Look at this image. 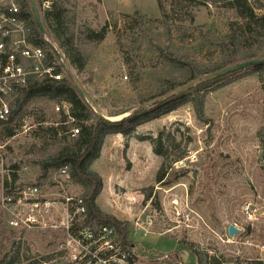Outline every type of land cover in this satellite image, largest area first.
Returning a JSON list of instances; mask_svg holds the SVG:
<instances>
[{
  "label": "rangeland",
  "instance_id": "374dc122",
  "mask_svg": "<svg viewBox=\"0 0 264 264\" xmlns=\"http://www.w3.org/2000/svg\"><path fill=\"white\" fill-rule=\"evenodd\" d=\"M60 1L90 68L87 76L78 75L66 61L68 70L93 108L110 119L120 100H135L182 76L183 70L166 60L163 51L189 55L200 66L220 61L219 45L229 39V23L235 20L233 12L222 8L227 0L202 5L188 1L175 10L173 0ZM91 26L108 27L104 42L85 39ZM46 39L64 55L48 34ZM198 94L204 101L202 120L189 99L129 137H108L93 166L103 179L97 203L124 224L130 245L122 243L116 228L95 221L88 225L86 216H73L70 222L76 203L67 205L66 199H82V189L74 182L57 172L40 180L38 169L25 164L13 172L12 163L56 151L30 148L31 115L45 109L44 102L30 107L14 139L3 135L0 123V264H8L16 254L22 264H90L94 256L109 260L106 264H121L109 259L104 249L85 250L77 243L85 225L113 229L118 251L135 256L134 264H264V221L252 224L241 212L248 203L264 209V72L239 71L210 82ZM53 107L49 114L57 116L59 106ZM161 133L166 158L154 153L150 141ZM182 153L185 158L174 164ZM163 166L171 168L158 182ZM32 185L40 186L41 200L50 204L47 228L13 230L3 200ZM230 226L239 230L234 237ZM183 243L191 244L196 254Z\"/></svg>",
  "mask_w": 264,
  "mask_h": 264
},
{
  "label": "trees",
  "instance_id": "16d2710c",
  "mask_svg": "<svg viewBox=\"0 0 264 264\" xmlns=\"http://www.w3.org/2000/svg\"><path fill=\"white\" fill-rule=\"evenodd\" d=\"M45 1L50 2L48 9H43ZM188 1L202 5L206 4L209 0H173L172 9L175 10L181 4ZM20 2L24 7L29 9L34 19L30 0H20ZM157 2L159 3L160 0H157ZM92 6L96 9L95 5ZM38 8L49 38H52L62 49L66 60L77 74L87 76L90 70L88 66L89 61L76 43V34L67 20L68 11L64 3L60 0H38ZM222 8L233 12L235 20L229 23L231 31L229 39L219 45L223 55L221 60L213 65L200 66L189 55L176 56L169 51H163L166 60L183 70L182 76L165 81L157 90L142 94L135 100H120L119 102L121 103L115 105L116 111H108L110 115L108 117L122 116L134 111L138 107L153 104L148 109L135 113L132 112L133 114L129 118L122 121L111 122L101 117L94 110V106L89 105L82 98L76 86L77 80L69 71L66 72L65 78L59 82L39 80L28 84L21 91L19 97L11 103V112L8 119L0 122L4 125L3 135L8 140L14 139L17 135V129L21 127L20 122H22L30 107L44 102L47 107L45 109H37L36 113H32L31 115L33 126L29 133L32 139L30 148L31 152L38 150L45 151L52 148H56V151L51 154L46 153L44 156L36 159H29L27 162L12 163L13 172L18 171L19 166L25 164L37 168L39 179L41 180L46 178L51 172H58L61 168L67 167L71 181L82 189V201L86 209L87 224L91 225L95 221L101 225L114 227L117 229L122 243L130 245L127 241V234L122 229L124 224L117 218L106 214L97 203L103 191V179L93 170V166L101 158L104 144L108 137L115 135L129 137L140 126L170 114L187 103L189 99L196 109V113L199 116L198 119L202 120L201 115L203 113L204 101L203 97L199 96L198 93L209 87L210 82H216L222 78L210 81L201 87L193 88L183 94L175 95L163 103L158 104V100L168 97L172 93L175 94L176 91L182 90L204 77H209L233 66L264 56V0H227ZM33 30L34 43L38 46L47 47L46 40L38 30L35 19ZM107 33L108 27L106 26L101 27L100 30H95L91 26L86 28L84 37L90 42L101 44L104 42ZM47 49L50 59L59 62V58L50 48L47 47ZM248 69H252L257 73L264 72V63ZM193 91L196 92L197 96H194ZM55 105L61 108L60 112L57 116H51L49 112L52 108L54 109L53 106ZM65 105L68 106L66 111L63 109ZM70 125L71 127L69 128ZM74 128L79 130V135L75 138L70 137L69 134ZM163 140V133L156 139H150L154 146V153L159 157L166 158L167 153L165 152ZM173 142L175 141L173 140ZM184 158V153H182L173 162L174 164L178 163ZM169 168L171 167L163 166L161 168L158 173V182L164 181ZM183 244L193 251L191 244ZM194 253L196 254V252ZM161 258L165 259V257ZM179 259V256H175V260ZM134 260L135 256H132L128 258L126 264H134ZM213 261L216 262L218 260L214 257ZM8 264H22L19 262V254H16ZM218 264L222 263L219 262ZM251 264L263 263L256 262Z\"/></svg>",
  "mask_w": 264,
  "mask_h": 264
},
{
  "label": "built area",
  "instance_id": "2783aa9c",
  "mask_svg": "<svg viewBox=\"0 0 264 264\" xmlns=\"http://www.w3.org/2000/svg\"><path fill=\"white\" fill-rule=\"evenodd\" d=\"M49 7L50 3L45 1L43 9ZM33 22L29 9L24 7L20 0H0V122L8 119L11 103L19 97L28 84L39 80L59 82L69 71L64 55L59 62L50 59L47 49V47L50 48L49 45L43 47L34 43ZM7 100L11 102L6 104ZM67 108V105L63 106L65 111ZM60 109L57 107V112H60ZM69 134L70 137L75 138L79 135V130L74 128ZM57 173L71 181L67 167L61 168ZM3 202L10 214L8 224L11 229L30 231L47 228L46 223L51 207L48 202L41 200L39 185H32L18 193L10 194L4 198ZM74 202L76 210L69 214L70 222H73V216H86V209L81 198L66 199L67 205H72ZM262 208L263 206L248 203L242 207L241 212L247 221L254 224L264 221ZM113 236L114 231L111 228L100 226L93 229V226L85 225L75 240L85 250L89 246H94L97 251L104 249L108 252L109 259L116 258V262L126 264L128 258L133 255L130 252H119ZM94 258L90 264L101 262L106 264L109 261L98 259L97 256Z\"/></svg>",
  "mask_w": 264,
  "mask_h": 264
},
{
  "label": "water",
  "instance_id": "95a60500",
  "mask_svg": "<svg viewBox=\"0 0 264 264\" xmlns=\"http://www.w3.org/2000/svg\"><path fill=\"white\" fill-rule=\"evenodd\" d=\"M31 2V8H32V11H33V15H34V19H35V22H36V25H37V28L38 30L41 32V34L43 35V37L45 38L46 40V43L49 45V47L51 48V50L53 51V53L60 59L62 60L63 56L60 54V52L58 51V49L52 44L50 43V41H48L46 39L47 37V32H46V29L43 25V22H42V17H41V14H40V11H39V8H38V5L36 3V0H30ZM264 63V56L263 57H260L258 59H255V60H252V61H248V62H244V63H241L239 65H236V66H233L231 68H228L220 73H217V74H214V75H211L209 77H206L205 79L193 84V85H189L188 87L178 91L176 94L174 95H171V96H168V97H164L160 100L157 101L158 104L160 103H163L165 101H167L168 99L172 98L173 96L175 95H179V94H183L197 86H200L204 83H207V82H210V81H214V80H217V79H220V78H223V77H226V76H229L233 73H236V72H239V71H243L245 69H248V68H251L253 66H256V65H260V64H263ZM72 75V74H71ZM76 86L82 96V98L89 104V105H92L90 99H88L87 95L82 91V89L79 87V85L76 83ZM153 105V104H152ZM152 105H149V106H152ZM147 107H142L141 109H138L135 112H140L142 110H145ZM94 110L99 114L101 115V117L111 121V122H114L112 121L110 118H107L105 117L102 113H100L97 109L94 108ZM133 113H129V114H126L124 116H121L122 120L126 119V118H129ZM118 122V121H116ZM181 167L184 166V163H181L180 164ZM239 232L238 229H236L234 226H230L229 228V235L230 237H234L237 233Z\"/></svg>",
  "mask_w": 264,
  "mask_h": 264
},
{
  "label": "bare ground",
  "instance_id": "6f19581e",
  "mask_svg": "<svg viewBox=\"0 0 264 264\" xmlns=\"http://www.w3.org/2000/svg\"><path fill=\"white\" fill-rule=\"evenodd\" d=\"M122 119L121 116L111 118L112 121H120Z\"/></svg>",
  "mask_w": 264,
  "mask_h": 264
},
{
  "label": "crops",
  "instance_id": "0c3cea01",
  "mask_svg": "<svg viewBox=\"0 0 264 264\" xmlns=\"http://www.w3.org/2000/svg\"><path fill=\"white\" fill-rule=\"evenodd\" d=\"M106 142H107V141H105V144H104V148H103L102 153L105 151L104 149H105V147L107 146V145H106ZM99 197H100V196H99ZM98 199H99V198H98Z\"/></svg>",
  "mask_w": 264,
  "mask_h": 264
}]
</instances>
